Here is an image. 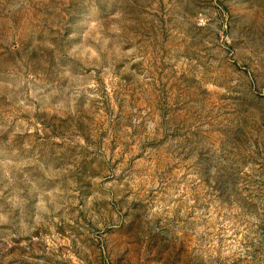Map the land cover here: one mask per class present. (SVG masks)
I'll list each match as a JSON object with an SVG mask.
<instances>
[{
    "label": "rangeland",
    "instance_id": "obj_1",
    "mask_svg": "<svg viewBox=\"0 0 264 264\" xmlns=\"http://www.w3.org/2000/svg\"><path fill=\"white\" fill-rule=\"evenodd\" d=\"M0 264H264V0H0Z\"/></svg>",
    "mask_w": 264,
    "mask_h": 264
}]
</instances>
